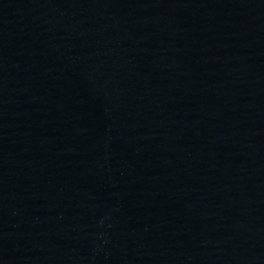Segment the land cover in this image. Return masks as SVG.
Listing matches in <instances>:
<instances>
[{"label":"water","instance_id":"95a60500","mask_svg":"<svg viewBox=\"0 0 264 264\" xmlns=\"http://www.w3.org/2000/svg\"><path fill=\"white\" fill-rule=\"evenodd\" d=\"M0 264H264V0H0Z\"/></svg>","mask_w":264,"mask_h":264}]
</instances>
